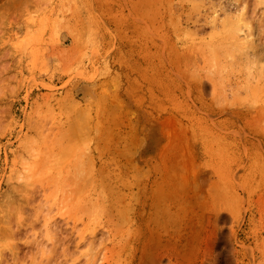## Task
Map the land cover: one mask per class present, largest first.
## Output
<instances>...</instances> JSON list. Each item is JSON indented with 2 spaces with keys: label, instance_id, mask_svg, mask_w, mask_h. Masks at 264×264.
<instances>
[{
  "label": "rangeland",
  "instance_id": "rangeland-1",
  "mask_svg": "<svg viewBox=\"0 0 264 264\" xmlns=\"http://www.w3.org/2000/svg\"><path fill=\"white\" fill-rule=\"evenodd\" d=\"M240 7L0 0V264H264V62L227 26Z\"/></svg>",
  "mask_w": 264,
  "mask_h": 264
},
{
  "label": "bare ground",
  "instance_id": "bare-ground-1",
  "mask_svg": "<svg viewBox=\"0 0 264 264\" xmlns=\"http://www.w3.org/2000/svg\"><path fill=\"white\" fill-rule=\"evenodd\" d=\"M246 1H248V2H250L249 0H246ZM260 1L261 2H263L262 0H259V5L260 6H264L263 4H264V2H263V4H261L260 3ZM235 2L238 4V3H240L241 4V7L239 8V12L236 14V16H234L233 18H230V22H232L230 25H227V26H231L232 24H236V30H239V32L240 33H242V31L244 32L243 34H241L243 37V39H244V43H241V41H239L241 44H243L244 45V47H243V52L247 55V57H248V60H250L252 63L254 62V64L256 63L257 64V66L259 67V64L261 63L262 64V61L264 62V12H263V16L261 15V18H258L257 16H259L260 17V14L258 15V14H256V13H254L252 10H254V6H252L250 3H248V2H245V1H242V0H235ZM249 4V5H248ZM251 8H250V7ZM253 7V8H252ZM17 8V7H16ZM257 8V7H256ZM256 12V11H255ZM263 17V18H262ZM227 22H229V21H227ZM223 24V23H222ZM226 24H228V23H226ZM225 25V24H224ZM227 26L225 27V29L227 28ZM228 28H231V27H228ZM237 28H239V29H237ZM234 29V28H233ZM242 31H241V30ZM232 30V29H231ZM230 31V30H229ZM229 31H227L226 32V34L227 35H229L228 33H230L231 34V32H229ZM232 32H235V29L234 30H232ZM239 32H238V35H239ZM237 33V32H236ZM235 33V34H236ZM224 35V34H223ZM238 35L236 34V36L238 37ZM220 36V35H219ZM233 36V34L232 35H230V37L231 38H233L232 37ZM224 38V37H223ZM227 38H229V37H227ZM239 39V38H238ZM217 40V39H216ZM219 40V39H218ZM225 40H227V39H224V41ZM228 40H230V39H228ZM234 40V39H233ZM213 41V40H212ZM221 41H222V39H221ZM235 42L234 43H236V40H234ZM219 42V41H218ZM230 42V41H229ZM228 42V43H229ZM231 42H233V41H231ZM243 42V41H242ZM222 43V42H221ZM226 44H227V42H225ZM220 43H218V45H219ZM237 45H238V40H237ZM243 45H239L238 46V48L240 47V46H243ZM242 47H240V49H241ZM240 51V50H239ZM240 52H242V51H240ZM243 53V54H244ZM244 57H246V56H244ZM247 59V58H246ZM248 63H249V61H248ZM252 63H250V64H252ZM255 64V65H256ZM263 66H264V64H263ZM261 67V68H264V67ZM246 68V67H245ZM259 69V68H258ZM264 69H262V72H264L263 71ZM254 73V72H253ZM257 73V72H256ZM255 73V74H256ZM263 76V75H262ZM257 78V77H256ZM263 78V77H262ZM261 78V79H262ZM264 80V79H263ZM246 88V87H245ZM264 88V87H263ZM246 90V89H245ZM254 90H256V89H254ZM241 91H242V89H241ZM253 92V91H252ZM102 95V94H101ZM109 96L111 95V94H108ZM104 96V95H103ZM107 97V96H106ZM104 99V98H103ZM114 99V98H113ZM105 100V99H104ZM110 101H111V99H109ZM103 101V100H102ZM107 101V100H106ZM118 101V100H117ZM114 102V101H113ZM112 102V103H113ZM109 103V102H108ZM119 103V102H118ZM103 104H104V101H103ZM120 106V105H119ZM75 107H77V106H75ZM107 107V106H106ZM112 107V106H111ZM114 107V106H113ZM120 108V107H119ZM85 109V108H84ZM84 109H83V111H84ZM107 109V108H106ZM109 109V108H108ZM114 109V108H113ZM116 109V108H115ZM111 110V112H112V109H110ZM118 110V109H117ZM116 110V111H117ZM104 114V113H103ZM107 114V113H106ZM109 114V113H108ZM111 114V113H110ZM112 115V114H111ZM82 117V116H81ZM100 117V116H99ZM117 117V116H116ZM107 118V117H106ZM112 118V117H111ZM114 118V117H113ZM118 118V117H117ZM80 119V118H79ZM108 119V118H107ZM110 119V118H109ZM76 120H77V122H78V119L76 118ZM87 120V119H86ZM112 120V119H111ZM89 121V120H88ZM112 121H114V120H112ZM111 121V122H112ZM82 122V121H81ZM103 122V121H102ZM105 122H106V120H105ZM104 122V123H105ZM116 122V121H115ZM78 123H80V121L78 122ZM70 124H72V123H70ZM77 124V123H76ZM81 124V123H80ZM111 124V123H110ZM110 124H109V126H110ZM114 124V123H113ZM84 125V123H82V126ZM106 125V124H105ZM76 126V125H75ZM78 126V125H77ZM108 126V127H109ZM106 127V126H105ZM76 128V130L78 131V128L79 127H75ZM84 128V127H83ZM72 129H74V128H72ZM86 129V128H85ZM110 129V128H109ZM80 130V129H79ZM82 131H83V129H82ZM80 132V131H79ZM84 132H85V130H84ZM83 132V134H86V133H84ZM87 132V131H86ZM104 132H106V131H104ZM167 132V131H166ZM171 132V131H170ZM170 132H169V134H170ZM89 133V132H88ZM110 133H111V131H110ZM98 134V133H97ZM109 134V133H108ZM167 134V133H166ZM80 135H81V132H80ZM110 135V134H109ZM170 135H172V133L170 134ZM166 136V135H165ZM173 136V135H172ZM176 136V137H175ZM174 137L175 138H177V135H175ZM179 136V135H178ZM108 137V136H107ZM110 137H111V135H110ZM169 137V136H168ZM171 137V136H170ZM103 138V137H102ZM109 139H111V138H109ZM170 139V138H169ZM177 139H179V138H177ZM70 140H72V139H70ZM111 140H114V138L112 137V139ZM172 141H173V139H171ZM72 142V141H71ZM70 142V143H71ZM100 142V141H99ZM102 142V141H101ZM73 143V142H72ZM71 143V144H72ZM107 143H111V141H109V142H107ZM106 142H105V144H107ZM175 143V142H174ZM179 143V142H178ZM71 144H67L68 146H70ZM104 144V145H105ZM176 146H177V144H175ZM175 146V147H176ZM179 146H180V144H179ZM106 147V146H105ZM173 147V146H172ZM178 147V146H177ZM180 148V147H179ZM174 149V148H173ZM173 149H171V150H173ZM176 149V148H175ZM183 149H184V147H183ZM179 150V149H178ZM176 151V150H175ZM180 151V150H179ZM173 152V151H172ZM178 153H180V152H178ZM110 154H112L111 152H110ZM174 154V153H173ZM176 154V153H175ZM174 154V155H175ZM181 154V153H180ZM165 155V154H164ZM166 156V155H165ZM164 156V157H165ZM175 156H177V155H175ZM174 156V157H175ZM181 156V155H180ZM167 157V156H166ZM163 158V157H162ZM164 159V158H163ZM170 161V160H169ZM169 163H171V162H169ZM174 163V162H173ZM164 164H166V162H165V160H164ZM173 164H171V166H172ZM170 166V165H169ZM176 166V165H175ZM173 168V167H172ZM174 170V169H173ZM172 170V171H173ZM176 170H178V167H177V169ZM172 173H176L175 171L174 172H172ZM172 175V174H171ZM173 176V175H172ZM17 210V209H16ZM22 211V210H21ZM4 226V225H3ZM4 227H6V228H4V230H2L1 229V232H2V234L0 233V235H3V233H5L4 235L6 236L7 234V231L5 230V229H7V226H4ZM3 228V227H2ZM10 227H8V232H9V229ZM4 231V232H3ZM10 231H12V230H10ZM11 234V233H10ZM9 236V234L6 236V237H8ZM2 241V240H1ZM0 241V242H1ZM3 242V241H2ZM5 244V243H4ZM0 246H1V243H0ZM1 248V247H0ZM0 252H3V251H0ZM3 255V254H2ZM1 255V256H2ZM4 256V255H3ZM4 258V257H3ZM3 258H1V260L3 259ZM15 261H16V258L14 259ZM14 261V262H15ZM1 262V261H0ZM1 263H3V260H2V262ZM15 264H16V262H15Z\"/></svg>",
  "mask_w": 264,
  "mask_h": 264
}]
</instances>
